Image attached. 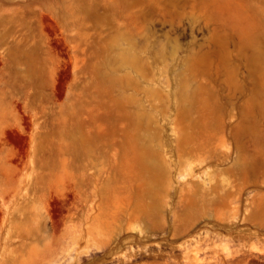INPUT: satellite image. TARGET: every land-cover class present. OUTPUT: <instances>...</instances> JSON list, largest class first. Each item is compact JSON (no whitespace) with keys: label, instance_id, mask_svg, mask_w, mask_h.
Here are the masks:
<instances>
[{"label":"rangeland","instance_id":"374dc122","mask_svg":"<svg viewBox=\"0 0 264 264\" xmlns=\"http://www.w3.org/2000/svg\"><path fill=\"white\" fill-rule=\"evenodd\" d=\"M212 145L240 148L239 168L209 167L237 200L176 188L168 207L219 231L206 255L264 250V0H0V264H117L99 246L166 195L147 161ZM249 190L261 209L244 220ZM93 192L103 213L85 223ZM187 238L137 242L151 255L132 264L181 260Z\"/></svg>","mask_w":264,"mask_h":264},{"label":"bare ground","instance_id":"6f19581e","mask_svg":"<svg viewBox=\"0 0 264 264\" xmlns=\"http://www.w3.org/2000/svg\"><path fill=\"white\" fill-rule=\"evenodd\" d=\"M234 116L235 114H231V117ZM226 124L227 122H225V124H223V126L221 127L222 132L224 133L226 130ZM255 129L256 128H254V130ZM153 158L154 159L152 161H147V163L145 164L144 172L146 173V176L148 178L147 183H150L149 181L151 180V182H156L157 184L161 183V185L164 186L166 195H163L162 192L159 193L162 197V204H160V202L158 203L157 201L151 204L145 203L147 207H152L153 210L142 208L140 209V219L144 222L143 226H137L134 228L126 227L123 224V220H120L115 225V238L107 243L100 245L98 248L102 251V253L100 254V258L103 260V263L106 262L107 257L115 258L117 264H132L139 257L150 256V245H148V243L137 242L149 241L150 239L159 237V234L161 233L162 237H165L168 240L171 239L172 241H174L176 237H188L184 242V245L180 247V249L182 250V259H175L173 261L169 259L168 261L172 262L168 264H264V250L258 249H247L240 254L230 255L227 257L206 255L207 251L210 249V242L213 240V238L219 235V231H217V233H212V231L208 228H202L201 226L197 228L199 224V216V218L193 217L189 221L179 220L177 215L178 208L184 206V204L179 203V205H177L175 209L174 207H168L169 203L165 199L166 196L170 194L171 190L174 189L175 191L179 189L181 196V200L179 202L185 201L186 199L188 204L191 206L195 204L196 197H200L201 200L205 201V196L207 194H215L217 197H220L219 203L221 204V206L225 208L231 206V204L234 203L237 199H231L229 201L230 193L228 194L227 192H224L221 195L216 194V187H214L212 183L214 170H209V167L226 166L227 169H235L237 168L236 166H238L239 168L241 151L238 146H236V148L232 147L227 151H223L216 145H212L204 152V156H201L198 162L195 164H193L192 161H183L181 159L173 160L169 156H167L164 150L160 151L157 155H154ZM205 168L206 170H203V172H201V169ZM260 173L261 174L259 179L254 184L256 186H264V165L261 167ZM200 188L202 194H200ZM252 192L253 191L250 190L246 192V199L249 200V202L247 203L248 213L246 217L243 218L244 220L249 219L251 216L249 214L255 212L254 210H256V208L259 206L258 203H255V199L257 198V195L259 193ZM92 194L93 205H91V209L89 208L91 211L87 209L89 210V212L87 211L85 215V223H89L93 220L99 221L100 216L103 213L104 206L97 204L98 199L96 198V192H93ZM241 194L244 193L241 192ZM215 195L212 198H215ZM165 207L169 208V212L172 216L173 227L166 225L167 222L165 220L164 214V212L166 211ZM259 208L260 207H258L256 211H258ZM156 215H160V217H162L161 220H163L164 218L161 226H158V223L153 220ZM120 218L122 219L123 217L121 216ZM147 219L151 221L149 222L150 225L147 224ZM158 228L161 230V232L159 233L157 232ZM80 234L84 235L83 232ZM169 234H172L173 238H170ZM126 245L128 246V251L126 249L125 252L122 253V255H118L120 251H123L122 249H120V247H125ZM200 248L203 249L202 257H199L197 255V252ZM256 248H258V246ZM174 249V247H171V250ZM190 251L194 252L195 259L190 258ZM85 257L86 256H84V258Z\"/></svg>","mask_w":264,"mask_h":264}]
</instances>
